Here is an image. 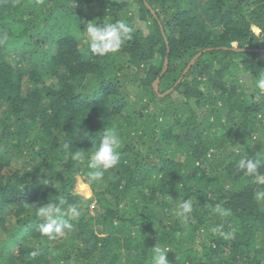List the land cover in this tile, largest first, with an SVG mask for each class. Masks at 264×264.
I'll use <instances>...</instances> for the list:
<instances>
[{"label":"trees","instance_id":"obj_1","mask_svg":"<svg viewBox=\"0 0 264 264\" xmlns=\"http://www.w3.org/2000/svg\"><path fill=\"white\" fill-rule=\"evenodd\" d=\"M119 20L131 38L94 54L87 23ZM261 73L264 0H0V264H153L155 246L169 264H264V166L238 167L264 158ZM105 128L120 158L93 181ZM60 200L80 215L50 241L35 209Z\"/></svg>","mask_w":264,"mask_h":264},{"label":"clouds","instance_id":"obj_2","mask_svg":"<svg viewBox=\"0 0 264 264\" xmlns=\"http://www.w3.org/2000/svg\"><path fill=\"white\" fill-rule=\"evenodd\" d=\"M131 31L132 29L123 20L105 24L88 22L86 32L89 43L87 46L91 48L94 54L104 57L109 53L119 51L122 44L131 38ZM253 31L259 33L260 30L253 28ZM256 87L264 91V73L260 74V78L256 81ZM120 146L121 140L113 128H105L99 134V144L93 147L90 156V167L94 170L89 172V176L93 181L101 180L106 171L118 164L120 158L118 149ZM72 158L80 161L84 158V154L78 151L74 153ZM262 166H264V158H241L238 161L239 169L250 176H256L258 169ZM261 182L264 183V178L261 179ZM257 198H264V191L258 192ZM215 210L221 216L229 215V210L222 208L220 205H217ZM192 211L191 200H185L177 206V214L185 220ZM35 212L38 217L43 218V223L39 225V228L41 233L47 236L50 241L63 238L72 230V225L63 219V216L77 217L80 215L75 204L66 203L64 200H60L58 204L50 202L40 205L36 207ZM213 231H219V229L216 228ZM221 235L227 239L231 234L221 232ZM167 254V248L155 246L152 255L153 264H169Z\"/></svg>","mask_w":264,"mask_h":264},{"label":"water","instance_id":"obj_3","mask_svg":"<svg viewBox=\"0 0 264 264\" xmlns=\"http://www.w3.org/2000/svg\"><path fill=\"white\" fill-rule=\"evenodd\" d=\"M152 12L155 14V11L152 9ZM232 49H238L239 50V48H232ZM206 50H208V49H204V50H201V51H199L197 54H195L193 57H192V59L190 60V62L188 63V65H187V67H186V69L184 70V72H183V75L189 70V68L194 64V62L196 61V59L203 53V52H205ZM257 50V49H256ZM165 69H164V72H165V70H166V68H167V66H168V58H166L165 59ZM163 72V73H164ZM162 73V74H163ZM182 75V76H183ZM182 78V77H181ZM181 78L178 80V82H180L181 81ZM160 80H161V76H159L154 82H153V86H154V88L158 91V87H159V83H160ZM172 90V88L171 89H169L165 94H167L168 92H170ZM165 94H163V95H165ZM160 95H162L161 93H160Z\"/></svg>","mask_w":264,"mask_h":264},{"label":"rangeland","instance_id":"obj_4","mask_svg":"<svg viewBox=\"0 0 264 264\" xmlns=\"http://www.w3.org/2000/svg\"><path fill=\"white\" fill-rule=\"evenodd\" d=\"M137 21H138V23H145V21H142L140 18H137ZM84 37H85V38L83 39V41H84V42H87V41H88L87 32H86V36H84ZM88 42H89V41H88ZM164 69H165V68H164ZM163 72H164V70L162 71V73H163ZM162 73H161L159 76H161ZM163 74H164V73H163ZM159 76H158V77H159ZM158 77H157V78H158ZM157 78H156V79H157ZM156 79H155V80H156ZM155 80H154V81H155ZM154 81H153V82H154ZM158 90H160V83H159ZM167 91H168V89H165V91L161 93V94H162L161 96H164L163 94H165ZM159 96H160V95H159ZM0 116H1V115H0ZM147 144H148V145L145 147V149H147V148L151 145L150 142H147ZM141 145H142V144H141ZM14 164H15V163H14ZM16 164L20 165V161H19V162H16ZM86 186L89 188L88 183H87ZM75 189L77 190L78 193H83L82 191H80L79 186H76Z\"/></svg>","mask_w":264,"mask_h":264}]
</instances>
